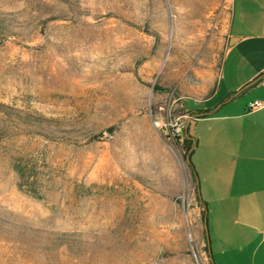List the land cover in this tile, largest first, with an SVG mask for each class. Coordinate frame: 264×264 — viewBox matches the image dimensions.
Masks as SVG:
<instances>
[{
  "label": "rangeland",
  "instance_id": "374dc122",
  "mask_svg": "<svg viewBox=\"0 0 264 264\" xmlns=\"http://www.w3.org/2000/svg\"><path fill=\"white\" fill-rule=\"evenodd\" d=\"M230 3L0 0V264H212L181 102Z\"/></svg>",
  "mask_w": 264,
  "mask_h": 264
},
{
  "label": "crops",
  "instance_id": "0c3cea01",
  "mask_svg": "<svg viewBox=\"0 0 264 264\" xmlns=\"http://www.w3.org/2000/svg\"><path fill=\"white\" fill-rule=\"evenodd\" d=\"M226 39L218 86L189 95L215 103L197 112L181 105L197 121L190 154L207 228L212 213L211 262L264 264V0H231Z\"/></svg>",
  "mask_w": 264,
  "mask_h": 264
},
{
  "label": "trees",
  "instance_id": "16d2710c",
  "mask_svg": "<svg viewBox=\"0 0 264 264\" xmlns=\"http://www.w3.org/2000/svg\"><path fill=\"white\" fill-rule=\"evenodd\" d=\"M192 145H193V141H192V138H191V136H190V134H188V133H186L185 134V137H184V141H183V148H184V150L185 151H187L188 152V154H187V158H188V161H189V165H190V167H191V171H192V173H193V167H192V163H191V161H190V153H191V148H192ZM193 176H194V174H193ZM196 182V181H195ZM196 199H197V201L199 202V204H201V206H202V214H203V216L205 217V209H206V207H205V202L198 196V194H197V191H196ZM205 241H206V251L208 252V239H206V235H205ZM213 264V263H212Z\"/></svg>",
  "mask_w": 264,
  "mask_h": 264
},
{
  "label": "built area",
  "instance_id": "2783aa9c",
  "mask_svg": "<svg viewBox=\"0 0 264 264\" xmlns=\"http://www.w3.org/2000/svg\"><path fill=\"white\" fill-rule=\"evenodd\" d=\"M261 105V102L258 100L252 101L249 103V107L250 108H255V107H259Z\"/></svg>",
  "mask_w": 264,
  "mask_h": 264
},
{
  "label": "water",
  "instance_id": "95a60500",
  "mask_svg": "<svg viewBox=\"0 0 264 264\" xmlns=\"http://www.w3.org/2000/svg\"><path fill=\"white\" fill-rule=\"evenodd\" d=\"M204 226H205V235H206V239L209 240V235H208V228H207V220H206V217H204ZM208 250H209V246H208Z\"/></svg>",
  "mask_w": 264,
  "mask_h": 264
}]
</instances>
